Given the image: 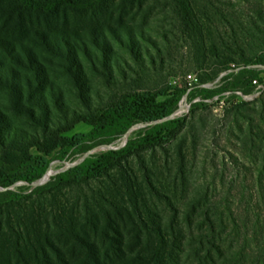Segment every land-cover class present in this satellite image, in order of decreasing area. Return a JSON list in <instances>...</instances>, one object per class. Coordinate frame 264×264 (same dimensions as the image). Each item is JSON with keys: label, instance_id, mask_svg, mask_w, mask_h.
Returning <instances> with one entry per match:
<instances>
[{"label": "trees", "instance_id": "1", "mask_svg": "<svg viewBox=\"0 0 264 264\" xmlns=\"http://www.w3.org/2000/svg\"><path fill=\"white\" fill-rule=\"evenodd\" d=\"M248 2L256 16L246 24L211 0H0V264H264V103L243 123L248 103L234 110L240 150L259 163L255 191L244 173L228 189L236 187L241 199L216 203L209 187L184 198L187 124L171 116L191 87L144 86L149 15L162 10L202 66L207 51L213 57L202 84L232 65L261 68L256 77L249 70L228 75L214 90L196 85L197 94L251 93L255 78L264 79V0ZM123 56L141 77L128 75ZM95 78L109 91L103 105L94 102ZM81 124L89 133L71 136ZM136 125L146 127L124 148L33 186L53 162H73ZM178 138L183 146L169 161L166 145ZM158 152L166 156L162 165ZM20 182L28 186L7 190ZM179 189L185 204L175 200Z\"/></svg>", "mask_w": 264, "mask_h": 264}, {"label": "rangeland", "instance_id": "2", "mask_svg": "<svg viewBox=\"0 0 264 264\" xmlns=\"http://www.w3.org/2000/svg\"><path fill=\"white\" fill-rule=\"evenodd\" d=\"M211 2L229 20L235 18L247 24L251 17L256 16L248 0H211ZM149 16V26L151 29L148 33L152 37L153 42L148 44L146 54L149 63L145 88L157 90L166 85L180 86L182 88L185 86L191 87L181 98L177 110L171 116V119L186 118L187 124L181 133V136H184L186 140L183 148L187 155V178L189 183V191L185 193L184 198H190L196 191L206 190L209 187L211 194L209 197L216 203L224 199L236 203L241 199V196L236 192L237 188L234 187L231 193H228V189L232 186H239L244 181V173H248L246 181L249 185L253 186L255 191V184L258 183L256 169L259 167V163L252 164L243 156L240 150L241 146L238 139L240 134L235 128L237 117L234 110L242 103L231 96H223V94L221 96L205 97L200 95V93L197 94L194 87L201 85L204 89L214 90L221 85L222 79L228 75L235 74L238 76L242 70H249L252 72L250 77H256L261 68L252 66L242 69L236 65H232V70L228 73H223L215 82L202 84L201 78L206 79V74L211 73L214 65L211 54L208 51L206 52L205 55L208 59L205 60V64L202 66V63L196 60L195 50H193L190 42L187 41V38L179 30L171 14L161 10L154 11ZM224 33L230 34V28L228 27V30H225ZM254 48L256 49V46ZM127 58L126 56L125 62ZM121 63L122 68L127 71L130 77L136 79L141 77L140 73L138 76L136 75V70L131 71V69L135 68V65L129 58L126 65H129L131 68L126 66L124 62ZM189 76L192 78H189ZM93 83L96 89L94 102L96 105L105 104L108 100L109 91L100 80L95 78ZM236 89L244 93V90L241 88H229L230 91H235ZM253 91L254 88H252L251 93ZM263 103L264 91L258 99L248 103L246 109L248 108L249 110L244 112V116L241 115L239 117V122L243 123L248 117H250L249 119L256 118V113L261 111ZM246 109H243V111ZM145 127L143 125L133 126L127 130L125 135L135 137ZM90 130L89 126L81 124L70 135L87 134ZM86 140L88 141V146L95 143V141L91 142L90 138ZM180 142L181 139L178 138L175 142L166 145V148L169 149V161L174 160V153L183 146V143ZM100 147L94 146L89 149L86 153L87 157L101 153ZM82 158V155H77L73 162L79 161ZM156 159L158 164L162 165L166 156L162 152H158ZM65 166V163L63 165L59 162L53 163L50 170L60 171ZM169 167L173 169V174L175 166L171 163ZM24 186L28 185L20 182L16 187L7 190L17 191L18 188ZM2 191L3 189L0 188V192ZM181 195L180 189L177 190V198L175 200L185 204L181 200ZM254 195L255 198L258 197L256 193ZM160 207L164 210V205ZM163 215L167 216L168 212L164 210Z\"/></svg>", "mask_w": 264, "mask_h": 264}, {"label": "built area", "instance_id": "3", "mask_svg": "<svg viewBox=\"0 0 264 264\" xmlns=\"http://www.w3.org/2000/svg\"><path fill=\"white\" fill-rule=\"evenodd\" d=\"M189 78H192V77L189 76ZM252 84L254 86V91L252 93H250V94H245L242 91L235 90V91H226V92L223 93V96H226V97H228V96L230 97L231 96V97L237 99L241 103L253 102L256 99H258L260 97L261 93L264 91V81L261 82L260 80L255 79L252 82ZM128 140H129V135H125L121 139H119L118 141L112 143L111 145L101 146L100 147V149L102 150L101 152H105V151H109V150H118V149L124 148L127 145ZM76 162H78V161H76ZM76 162H73V163H76ZM53 163H58V162L55 161ZM73 163L72 162H66L65 163L66 166L63 169H61L60 171H53V170L49 169L47 174L43 177V179L38 181V183H40L41 185L45 184L52 177H54V176L58 175L59 173H62L65 170L71 168L70 165L73 164ZM51 171L53 172L52 174H51ZM48 175H50V176H48Z\"/></svg>", "mask_w": 264, "mask_h": 264}, {"label": "water", "instance_id": "4", "mask_svg": "<svg viewBox=\"0 0 264 264\" xmlns=\"http://www.w3.org/2000/svg\"><path fill=\"white\" fill-rule=\"evenodd\" d=\"M144 126H146V125H144ZM87 157V155H85L80 161H78V162H76V163H73V164H71L70 165V167H74V166H76V165H78V164H80L85 158ZM41 184L40 183H35V184H33V186L34 187H36V186H40Z\"/></svg>", "mask_w": 264, "mask_h": 264}, {"label": "bare ground", "instance_id": "5", "mask_svg": "<svg viewBox=\"0 0 264 264\" xmlns=\"http://www.w3.org/2000/svg\"><path fill=\"white\" fill-rule=\"evenodd\" d=\"M48 176H50V175H48Z\"/></svg>", "mask_w": 264, "mask_h": 264}]
</instances>
